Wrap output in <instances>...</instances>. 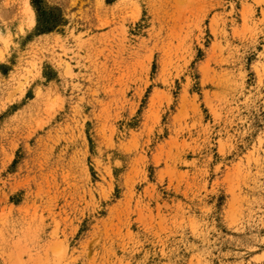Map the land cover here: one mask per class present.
Listing matches in <instances>:
<instances>
[{
    "label": "rangeland",
    "instance_id": "374dc122",
    "mask_svg": "<svg viewBox=\"0 0 264 264\" xmlns=\"http://www.w3.org/2000/svg\"><path fill=\"white\" fill-rule=\"evenodd\" d=\"M17 254L264 264V0H0Z\"/></svg>",
    "mask_w": 264,
    "mask_h": 264
},
{
    "label": "bare ground",
    "instance_id": "6f19581e",
    "mask_svg": "<svg viewBox=\"0 0 264 264\" xmlns=\"http://www.w3.org/2000/svg\"><path fill=\"white\" fill-rule=\"evenodd\" d=\"M67 67H66V70H67V72H69V69H67ZM6 264H51V263L49 262V259L48 258L46 259V256H45L44 259H42V258H40L37 255H36V257H34L32 255V256H30V258H29L28 261H23L21 259V257L17 254L15 256L9 258L6 261Z\"/></svg>",
    "mask_w": 264,
    "mask_h": 264
}]
</instances>
